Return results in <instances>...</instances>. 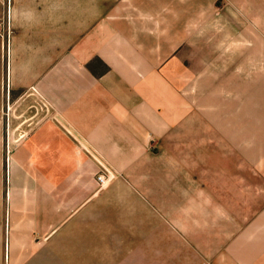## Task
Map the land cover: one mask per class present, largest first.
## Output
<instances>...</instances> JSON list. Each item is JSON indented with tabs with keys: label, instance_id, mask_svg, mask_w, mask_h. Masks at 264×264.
<instances>
[{
	"label": "crops",
	"instance_id": "0c3cea01",
	"mask_svg": "<svg viewBox=\"0 0 264 264\" xmlns=\"http://www.w3.org/2000/svg\"><path fill=\"white\" fill-rule=\"evenodd\" d=\"M42 2L45 8L23 16L13 37L12 69L30 78L13 83L36 84L59 115L32 128L1 169L10 262L30 259L71 222L77 227L80 214L92 212L107 191L96 180L102 164L126 177L152 156L158 160L154 152L166 136L173 146L181 122L189 126L190 101L175 94L176 70L185 69L187 53L176 52L179 44L165 34L160 39L158 29L128 18L123 8L74 25V18L52 14L54 0ZM218 4L230 7L232 21H247L246 32L239 24L236 30L238 39H247L241 46L247 48L246 82L231 77L230 85L216 87L213 153L200 164L197 194L188 188L189 163H168L183 190L169 193L167 219L182 233L183 253L191 246L197 252L186 262L264 264V0ZM224 99L230 110L223 109ZM173 239L166 245H175Z\"/></svg>",
	"mask_w": 264,
	"mask_h": 264
},
{
	"label": "rangeland",
	"instance_id": "374dc122",
	"mask_svg": "<svg viewBox=\"0 0 264 264\" xmlns=\"http://www.w3.org/2000/svg\"><path fill=\"white\" fill-rule=\"evenodd\" d=\"M220 1L54 0L48 7L52 14L74 18V25L104 19L123 8L128 18L145 28L158 29L160 39L165 34L171 45L179 44L176 52L180 51L181 56V51L187 53L185 69L176 70L175 94L190 101V114L185 116L189 126L186 128V122H181L175 144L172 146L166 136L165 146L160 148V144L154 152L158 160H152V156L148 164L130 168L126 177H119L123 173L106 165L113 179L105 187V194L94 203L92 212L80 214L77 227L71 222L59 239L50 246L38 247L26 261L6 260V225L0 196V264H210L184 260L197 252L191 246L183 253L182 233L173 232L168 222L169 193L182 191L183 180L174 181L168 171L174 166L167 165L174 162L182 167V163H189L188 188L192 195L197 194L202 176L200 164L213 153L214 120L219 114L215 112L216 87L222 82L230 85L231 77L235 84L246 82L247 48L241 46L246 45L247 39H238L236 30L239 24L246 32L247 21H232L230 7L219 5ZM42 4V0H0V185L1 169L6 170L13 147L41 121L59 115L50 108L36 84L23 88L13 83H23L24 79L28 82L29 78L21 69H12L13 37L21 28L23 16L31 15L32 8H45ZM240 13L243 12L238 13L241 17ZM225 108H232L231 101L224 99ZM4 174L6 183V171ZM171 238L176 244L167 246Z\"/></svg>",
	"mask_w": 264,
	"mask_h": 264
},
{
	"label": "built area",
	"instance_id": "2783aa9c",
	"mask_svg": "<svg viewBox=\"0 0 264 264\" xmlns=\"http://www.w3.org/2000/svg\"><path fill=\"white\" fill-rule=\"evenodd\" d=\"M102 166L101 171H99L97 175V182L100 188L107 187L113 179L111 170L104 164H102Z\"/></svg>",
	"mask_w": 264,
	"mask_h": 264
}]
</instances>
